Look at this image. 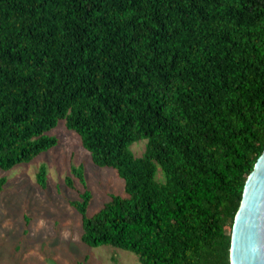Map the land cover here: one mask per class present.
Listing matches in <instances>:
<instances>
[{
	"label": "trees",
	"instance_id": "1",
	"mask_svg": "<svg viewBox=\"0 0 264 264\" xmlns=\"http://www.w3.org/2000/svg\"><path fill=\"white\" fill-rule=\"evenodd\" d=\"M61 120L127 193L88 215L72 167L83 243L141 264H231L264 151V0H0V169L57 146Z\"/></svg>",
	"mask_w": 264,
	"mask_h": 264
},
{
	"label": "rangeland",
	"instance_id": "2",
	"mask_svg": "<svg viewBox=\"0 0 264 264\" xmlns=\"http://www.w3.org/2000/svg\"><path fill=\"white\" fill-rule=\"evenodd\" d=\"M57 146L29 162L0 169L6 183L0 192V264H141L132 252L112 245L89 246L81 241V214L69 199L79 198L83 184L72 167L84 165L86 181L93 193L88 215L97 212L112 195H127L123 178L112 167L93 163L79 135L61 120L51 132ZM147 140L133 144L137 156ZM47 168V187L37 182L42 167ZM73 178L74 187L66 183ZM158 179L163 180L159 168Z\"/></svg>",
	"mask_w": 264,
	"mask_h": 264
},
{
	"label": "water",
	"instance_id": "3",
	"mask_svg": "<svg viewBox=\"0 0 264 264\" xmlns=\"http://www.w3.org/2000/svg\"><path fill=\"white\" fill-rule=\"evenodd\" d=\"M231 264H264V151L248 175L232 228Z\"/></svg>",
	"mask_w": 264,
	"mask_h": 264
}]
</instances>
